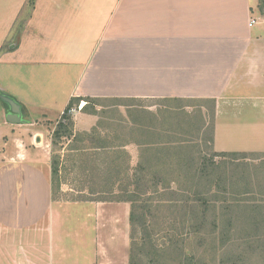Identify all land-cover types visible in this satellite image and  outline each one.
<instances>
[{
	"label": "crops",
	"instance_id": "obj_1",
	"mask_svg": "<svg viewBox=\"0 0 264 264\" xmlns=\"http://www.w3.org/2000/svg\"><path fill=\"white\" fill-rule=\"evenodd\" d=\"M253 19L250 0H0V93L26 121L8 124L0 102V264H129L128 203L57 198L35 124L67 106L128 102V124L141 109L152 124L195 109L212 113L215 153L264 151V28ZM96 109L73 116L74 132L95 127Z\"/></svg>",
	"mask_w": 264,
	"mask_h": 264
},
{
	"label": "rangeland",
	"instance_id": "obj_2",
	"mask_svg": "<svg viewBox=\"0 0 264 264\" xmlns=\"http://www.w3.org/2000/svg\"><path fill=\"white\" fill-rule=\"evenodd\" d=\"M250 4L264 28V0ZM84 102L98 110V122L87 132H74L73 117L35 124L51 144L58 199L119 202L136 194L133 205L125 201L134 215L129 249L134 264H264V215L249 209L264 214V151L248 152L230 167L232 159L213 156L212 113L204 119L195 109L188 116L164 114L172 123L152 124L141 109V115L127 114L128 124L123 120L128 102ZM143 117L146 124L133 120ZM201 157L207 164L212 158L215 167L209 164L208 182L199 183L192 175ZM190 158L196 161L185 174L175 162L183 160L188 168ZM134 173L143 176L138 190ZM154 175L165 182L154 187ZM252 216L262 223L257 231L248 226Z\"/></svg>",
	"mask_w": 264,
	"mask_h": 264
},
{
	"label": "trees",
	"instance_id": "obj_3",
	"mask_svg": "<svg viewBox=\"0 0 264 264\" xmlns=\"http://www.w3.org/2000/svg\"><path fill=\"white\" fill-rule=\"evenodd\" d=\"M32 1L33 0H30V3H32ZM65 119L67 120L68 118H65ZM58 127L61 128V129H66V126H64L63 124H58ZM210 142H212V136H211V141ZM213 156L214 157H218V158H224V159L225 158L232 159L233 161H230V163L227 162L228 165L230 167H232L231 164L234 161H237L238 158H241V160H244L243 158H246L247 155L244 154V153H214ZM195 161L196 160L193 159V158H190V160H187L186 163H189L190 164L188 168L185 166V164H184L185 161H183V160H179L178 163L175 162V165L178 164V167L180 169H183L184 170L183 172H185V174H187L188 172H190V168L192 167V165L194 164ZM199 161L200 162H199V164H197V168H196L197 170L193 172L192 179H194L195 176H196V177H198L197 178V181L199 183H201L205 179H207V182H208L209 175H207L208 174L207 172H208L209 167H210L209 164L212 163L211 166H214L215 167V165L213 164V162H211V161H213V159L212 158L210 159V161H209L210 163L209 164H207L205 162V160H204L203 157H201V159ZM218 167L219 166H217L216 169ZM140 168H141V166H140ZM52 174H54V175L56 174V170L54 169L53 163H52ZM142 178H143V176H141L140 174L134 173V175H133V185L135 186V189L136 190H138L140 188L139 185H141V183L143 182ZM153 178H155V183H154L155 186L154 187L159 186L161 184V182H165L158 175H154ZM142 185H144L146 187L147 184L146 183H143ZM125 201L126 202H129L131 205H133V203H135V201H137L136 194H132L131 196H128V198H126L125 200H120L119 202H125ZM249 209H251V212H252L253 215H260V214L264 215L263 212H262L263 210L261 208L253 207V208H249ZM204 213H201V217H204ZM133 217H134V215H133V212L131 211L130 212V221H132ZM254 217L255 216H252L249 219L248 226H250L251 229L253 228V230H256L257 231V230H259L261 228L260 225H262V223L257 222V220ZM131 250H132V246H131ZM151 262H152V259H151ZM129 264H134L133 263V258H131V253L129 254Z\"/></svg>",
	"mask_w": 264,
	"mask_h": 264
},
{
	"label": "water",
	"instance_id": "obj_4",
	"mask_svg": "<svg viewBox=\"0 0 264 264\" xmlns=\"http://www.w3.org/2000/svg\"><path fill=\"white\" fill-rule=\"evenodd\" d=\"M0 102L6 110L5 120L8 124L19 125L26 123L23 119L21 106L14 98L0 93Z\"/></svg>",
	"mask_w": 264,
	"mask_h": 264
},
{
	"label": "built area",
	"instance_id": "obj_5",
	"mask_svg": "<svg viewBox=\"0 0 264 264\" xmlns=\"http://www.w3.org/2000/svg\"><path fill=\"white\" fill-rule=\"evenodd\" d=\"M256 24V20H251L250 25H254ZM86 106L84 101H80L78 102L77 105L75 106H67L60 115L61 121L65 120V118L67 117H73L75 114H77L78 112H81L84 107Z\"/></svg>",
	"mask_w": 264,
	"mask_h": 264
}]
</instances>
